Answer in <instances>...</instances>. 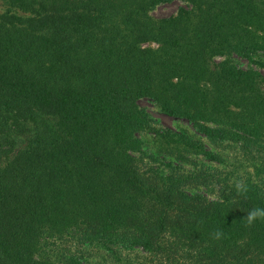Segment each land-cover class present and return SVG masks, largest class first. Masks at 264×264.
Instances as JSON below:
<instances>
[{"label":"trees","instance_id":"16d2710c","mask_svg":"<svg viewBox=\"0 0 264 264\" xmlns=\"http://www.w3.org/2000/svg\"><path fill=\"white\" fill-rule=\"evenodd\" d=\"M7 1L28 14L0 17V264H57L41 245L67 236L140 248L141 264H264V222L242 221L264 206V61L229 58L264 53V0L166 16L151 11L172 0ZM141 97L240 156L158 129ZM141 132L174 158L165 173L138 155Z\"/></svg>","mask_w":264,"mask_h":264},{"label":"rangeland","instance_id":"374dc122","mask_svg":"<svg viewBox=\"0 0 264 264\" xmlns=\"http://www.w3.org/2000/svg\"><path fill=\"white\" fill-rule=\"evenodd\" d=\"M182 4L183 2L180 0L159 3L151 13L154 16L173 14L176 12L178 6ZM5 13L16 14L17 16H25L28 14V12L10 4L7 0H0V17ZM146 44L156 46V43L152 41L146 42ZM222 58V56L216 57L213 58V61ZM229 58L237 65L243 67H259L263 69L259 65V61H264V53H259L251 58L234 53L229 56ZM138 104L149 114L153 124L158 129L179 131L194 139L201 140L208 149L218 153L225 163H233L237 157L240 156V150L237 149L238 147H235L236 145L233 143L211 142L196 128L193 121L184 117H175L164 113L150 98L141 97L138 100ZM139 137L142 140V145L141 151H139L140 153H138V155H141L143 160L148 162L151 166L154 168L156 167L158 173H165L167 170L164 169V161L169 159L173 161L174 158L170 155L163 154L161 144L152 133L141 132ZM240 158L244 159L243 157ZM189 159L196 160L197 163L205 162L201 155L191 154ZM256 163L257 161L255 160V164ZM196 189L204 193L207 192V189L203 186H199ZM50 240H46L44 244L45 246L41 245V250L57 264H119L115 259V255L118 253L121 257H125L124 261L128 264H141L142 262H145L148 257L147 253L140 248L132 250H117L116 248L114 249L107 246L92 244L78 245L76 240L70 236L59 239L56 242H50Z\"/></svg>","mask_w":264,"mask_h":264},{"label":"clouds","instance_id":"9594fccd","mask_svg":"<svg viewBox=\"0 0 264 264\" xmlns=\"http://www.w3.org/2000/svg\"><path fill=\"white\" fill-rule=\"evenodd\" d=\"M231 187L235 190L237 195L246 197L249 191V186L244 178L234 177L230 181ZM247 215L243 218V222L248 227H253L257 222H264V206H253L246 210ZM224 237L223 229H215L209 234V238L212 240H221Z\"/></svg>","mask_w":264,"mask_h":264}]
</instances>
